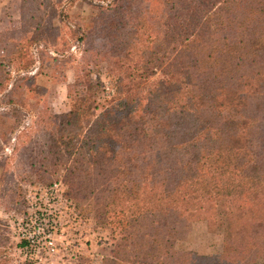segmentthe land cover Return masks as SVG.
I'll list each match as a JSON object with an SVG mask.
<instances>
[{
	"label": "trees",
	"instance_id": "16d2710c",
	"mask_svg": "<svg viewBox=\"0 0 264 264\" xmlns=\"http://www.w3.org/2000/svg\"><path fill=\"white\" fill-rule=\"evenodd\" d=\"M76 1L21 0L0 31L3 177L15 138L41 178L65 168L99 196L115 239L102 264H264V0H108L83 23ZM70 70V109L56 114L41 80ZM220 218V250L176 249L191 223L222 232Z\"/></svg>",
	"mask_w": 264,
	"mask_h": 264
},
{
	"label": "rangeland",
	"instance_id": "374dc122",
	"mask_svg": "<svg viewBox=\"0 0 264 264\" xmlns=\"http://www.w3.org/2000/svg\"><path fill=\"white\" fill-rule=\"evenodd\" d=\"M20 2L0 0V31L11 27V20L19 19ZM107 2L77 0L71 14L78 22H87L96 14L97 6ZM53 25L56 32L61 31L59 21L54 20ZM73 50L77 54V49ZM160 70L161 61L157 60L158 74L153 79L161 77ZM92 72L93 80L101 86V98L112 95V80L106 66L95 67ZM73 80V70L67 72L65 81L41 80L48 86L47 103L54 113L69 111L68 86ZM14 142L15 138L5 148L10 156L9 174L3 177L0 170V264L25 263L26 254L19 244L23 232L20 227L26 220L34 226L27 231L32 236L33 232L36 234V246L32 248L36 264H79L83 259L91 264H102L103 258L111 255L115 239L109 227L96 220L101 211L100 197H86L79 185L68 181L69 173L65 168L41 178L37 171L39 165L31 168L29 153L13 151ZM54 182L60 184L57 191L50 188ZM219 224L222 232L210 231L201 222L191 223L188 237L175 242L176 249L194 250L203 255L215 253L230 228L223 218L219 219ZM53 225L55 230L47 231Z\"/></svg>",
	"mask_w": 264,
	"mask_h": 264
},
{
	"label": "built area",
	"instance_id": "2783aa9c",
	"mask_svg": "<svg viewBox=\"0 0 264 264\" xmlns=\"http://www.w3.org/2000/svg\"><path fill=\"white\" fill-rule=\"evenodd\" d=\"M59 186H60V184L59 183H57V182H54L53 184H52V186H50V188H51V190L52 191H57V189L59 190ZM32 222L30 221H28V220H26L22 225H21V227H20V230H22L23 232H21V234H20V236H21V239H25V240H27L28 241V243H29V252H30V257L31 258H33V253H32V250L33 251H35V249H32V248H34L36 245V241H37V239H36V234H35V232H33L34 234H33V236H32V234H31V232L30 231H27V229L29 228L30 230H31V228H34V226H33V224H32V226L30 225ZM55 223V222H54ZM55 228H56V226L55 225H53V226H51V228H49V230H47V231H52L53 229L55 230ZM49 243V245H52V242L51 241H49L48 242ZM34 259V258H33ZM35 260V259H34Z\"/></svg>",
	"mask_w": 264,
	"mask_h": 264
}]
</instances>
